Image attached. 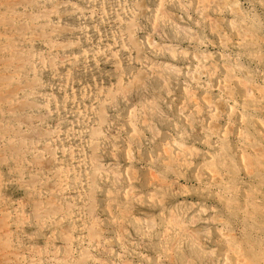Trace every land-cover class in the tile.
<instances>
[{
    "label": "rangeland",
    "instance_id": "1",
    "mask_svg": "<svg viewBox=\"0 0 264 264\" xmlns=\"http://www.w3.org/2000/svg\"><path fill=\"white\" fill-rule=\"evenodd\" d=\"M0 67V264H264V0H0Z\"/></svg>",
    "mask_w": 264,
    "mask_h": 264
},
{
    "label": "bare ground",
    "instance_id": "2",
    "mask_svg": "<svg viewBox=\"0 0 264 264\" xmlns=\"http://www.w3.org/2000/svg\"><path fill=\"white\" fill-rule=\"evenodd\" d=\"M45 16V15H44ZM44 16H42V17H44ZM41 17V16H40ZM29 18V17H28ZM4 20V19H3ZM12 25V24H11ZM33 28V27H32ZM31 28V29H32ZM238 34V33H237ZM47 35V34H46ZM45 35V36H46ZM245 36V35H244ZM244 36H243V39H244ZM132 37V36H131ZM248 37V36H247ZM132 39V38H131ZM130 39V40H131ZM40 40V39H39ZM129 41V40H128ZM244 41V40H243ZM134 43V42H133ZM78 44V43H77ZM8 47V46H7ZM138 53V52H137ZM20 55V54H19ZM35 55V54H34ZM138 58V57H137ZM1 68V67H0ZM204 69V68H203ZM205 70V69H204ZM202 72V71H201ZM228 72H229V70H228ZM15 76V75H14ZM206 76V75H205ZM16 78H17V75H16ZM228 80V79H227ZM226 80V81H227ZM231 81H232V79H230ZM229 80V81H230ZM233 80H235V79H233ZM228 81V82H229ZM237 81V80H236ZM241 81V80H240ZM240 81H238V82H240ZM243 82V81H242ZM5 83V82H4ZM224 83H226V84H224V85H221L220 86V92L221 93H223L224 95H226L225 93H227V97H225L226 98V100H225V102H223L224 103V105H226V106H228V105H230L232 102L234 103L235 102V100H232V98L228 95V92L227 91H229V90H231V88L229 89V87H230V85H229V83H227V82H224ZM244 84H245V82H243ZM239 84H242L241 82L239 83ZM244 84L242 85V86H244ZM247 84V83H246ZM232 85V84H231ZM9 86V85H8ZM247 89H245L246 91H245V93H246V99L245 100H247V101H250V102H253L254 104H262V103H264V87H262V86H260V85H253V84H250V85H248L247 84ZM246 87V86H245ZM10 91V90H9ZM22 91V90H21ZM23 92V91H22ZM21 92V93H22ZM231 92V91H230ZM6 93V92H5ZM232 93V92H231ZM13 95H10V97L11 96H16V94H14V93H12ZM231 96H232V94H231ZM244 100V99H243ZM17 101V100H16ZM232 101V102H231ZM235 105V104H234ZM264 105V104H263ZM246 107V106H245ZM16 108V107H15ZM21 108V107H20ZM13 109V108H12ZM12 111V110H11ZM231 111H233V110H231ZM104 118V117H103ZM194 118V117H193ZM21 129V128H20ZM31 131V130H30ZM24 134V133H23ZM31 134H33V133H30V134H28L27 135V137H31L32 135ZM94 134V133H93ZM36 135V134H35ZM97 135V134H96ZM247 141V140H246ZM31 142V141H30ZM25 143V142H24ZM23 143V144H24ZM94 145V144H93ZM16 147V146H15ZM92 147V146H91ZM17 148V147H16ZM21 148V147H20ZM17 152V151H16ZM34 152H37V151H34ZM256 152V151H255ZM33 153V152H32ZM40 153V152H39ZM52 154V153H51ZM39 155V154H38ZM55 157V156H54ZM179 158V157H178ZM45 161V160H44ZM47 161L48 162H51L52 161V158L51 157H49V159H47ZM47 163V162H46ZM55 163V162H54ZM49 164H51V163H49ZM20 172V171H19ZM213 177H214V175H212ZM215 177H216V175H215ZM38 179V178H37ZM48 180V179H47ZM218 180V179H217ZM28 181V180H27ZM216 181V180H215ZM216 183V182H215ZM218 184V183H217ZM248 195V194H247ZM252 203V202H251ZM7 217V216H6ZM9 226V225H8ZM63 234V233H62ZM69 235V234H68ZM68 241V240H67ZM66 243V242H65ZM5 244V243H4ZM89 244V243H88ZM53 247V246H52ZM228 247V246H227ZM84 250V249H83ZM238 252V251H237ZM52 254V253H51ZM48 257V256H47ZM240 257V256H239ZM241 258V257H240ZM239 258V259H240ZM239 259H238V257H237V260H238V262L236 261V263H239V264H241V260H242V262H243V259H241L240 261H239ZM245 260V259H244ZM253 263H255V262H253ZM252 263V264H253ZM243 264V263H242ZM245 264V263H244ZM248 264V263H247ZM256 264V263H255Z\"/></svg>",
    "mask_w": 264,
    "mask_h": 264
}]
</instances>
